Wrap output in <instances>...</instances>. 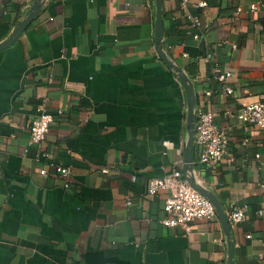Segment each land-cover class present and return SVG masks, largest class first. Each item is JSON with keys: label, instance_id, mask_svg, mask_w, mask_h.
Masks as SVG:
<instances>
[{"label": "crops", "instance_id": "crops-1", "mask_svg": "<svg viewBox=\"0 0 264 264\" xmlns=\"http://www.w3.org/2000/svg\"><path fill=\"white\" fill-rule=\"evenodd\" d=\"M198 1L203 39L179 1L161 6L165 55L191 80L195 110L228 136L213 168L193 142L192 175L227 217L244 211L231 225L234 264H264V130L235 117L264 96V0ZM33 2L0 0V41ZM40 110L53 115L48 160L71 168L68 188L29 143ZM186 122L185 90L157 51L154 0H42L0 50V264H228L218 216L189 232L164 226L168 191L147 194L151 178L184 172Z\"/></svg>", "mask_w": 264, "mask_h": 264}, {"label": "built area", "instance_id": "built-area-1", "mask_svg": "<svg viewBox=\"0 0 264 264\" xmlns=\"http://www.w3.org/2000/svg\"><path fill=\"white\" fill-rule=\"evenodd\" d=\"M177 1H179L184 17L193 30L192 36L196 39H203L205 35L201 29L200 18L190 10L192 0ZM260 5L264 7V2H261ZM206 6L207 2L205 0L197 2L198 8L204 9ZM257 7L258 3L251 4L252 10H256ZM205 58L209 60L208 54ZM229 75V71L220 72L217 74V79L224 81ZM224 90L228 93L232 91L229 86H225ZM58 113H61V111L59 110ZM196 115L193 142L200 147L197 162L213 168L218 165L224 156L229 155L227 150L228 136L225 130L214 121V115L211 112L198 109ZM235 117L242 124L252 125L264 130V96L260 100L243 104L237 110ZM52 122L53 115L45 110H40L29 123V143L36 148L40 158L46 160L52 167V174L63 178L64 186L68 188L71 186V168L48 160L46 139ZM39 173L46 176V168L40 167ZM259 186L264 191V182L260 183ZM161 189L168 191L163 204L165 216L160 221L164 226H181L186 232H189L194 222L217 218L214 205L190 184L187 176L180 168L174 167L163 176L149 180L147 185L148 195H154ZM243 218L244 211L241 208H235L228 214L230 225L239 223Z\"/></svg>", "mask_w": 264, "mask_h": 264}, {"label": "water", "instance_id": "water-1", "mask_svg": "<svg viewBox=\"0 0 264 264\" xmlns=\"http://www.w3.org/2000/svg\"><path fill=\"white\" fill-rule=\"evenodd\" d=\"M155 1V43L157 46V51L162 61L166 64L168 68H170L173 72L176 73L178 79L180 80L186 94V103H187V122L186 128L188 132L187 140L183 147V171L187 176L190 184L195 187L198 191H200L203 195H205L211 203L215 207L216 214L222 224L223 230L227 236L228 243V251H227V261L228 264H234L233 262V253H234V244L230 239L231 235V225L229 223L228 217L225 214L224 210L220 206L217 198L208 190L200 186L194 179L192 175V171L194 168V164L192 161V149H193V137L195 133V123L197 119L196 115V102L193 84L189 77L184 73L180 66L176 65L172 61H170L165 55L162 49V37H163V20H162V0H154ZM42 6V0H34L30 11L28 14L21 20H19L9 35L2 41H0V50L10 47L16 39L20 36L23 30L27 27V25L33 20V18L37 15Z\"/></svg>", "mask_w": 264, "mask_h": 264}]
</instances>
